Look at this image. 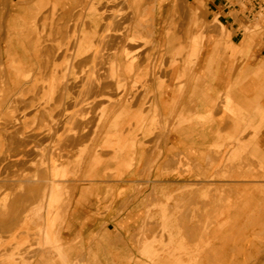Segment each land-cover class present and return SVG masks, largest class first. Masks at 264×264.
<instances>
[{
	"label": "rangeland",
	"instance_id": "rangeland-1",
	"mask_svg": "<svg viewBox=\"0 0 264 264\" xmlns=\"http://www.w3.org/2000/svg\"><path fill=\"white\" fill-rule=\"evenodd\" d=\"M153 1L155 2V0H139L135 3L132 0H17L16 8L19 16L13 15L3 19V25L0 28V206L1 203L6 202V204L5 210H0V264L7 263L4 259L6 254H11L9 264H139V262L154 264L147 262L139 253L140 241L144 236L151 237L152 244L156 248L166 243L170 248L172 246L171 239H173L172 242L182 239L184 245L188 249H192L197 239V233H205L204 239L209 240L211 245L210 247L203 245L199 249L198 260L195 264H250L253 255L262 252L264 221L259 220L258 217L262 216L264 206H259L260 211L253 210L247 213L252 206L248 207L244 202L246 200L252 202V194L256 195L253 202L261 199L264 189L235 191L239 198L234 191H231L234 194L231 193L233 197L230 195L232 198H229L234 206L232 204L227 205L228 207L225 206L224 212L218 216L214 215L216 219H219L218 221L214 220V224L212 223L214 226L204 230L205 228L201 229L196 226L205 225L208 219L213 217L216 195L205 200V196L198 197L196 193V195L194 194L195 199H193L194 190L200 186L187 184L193 182L198 185V181L193 178L197 176H193L192 173L200 170V163L198 164L196 161L195 164L198 165L194 164L193 166L196 167H192L191 164L185 162L184 166L179 167L176 159L171 162V166L169 165L171 167L169 170L166 166L168 157L162 166V172L171 171L178 178L187 182L174 186V188L165 183L166 175L161 176L156 171L158 165L156 161L159 159L160 147L166 136V118L161 116L162 120L159 124L157 122V115L160 114V111L165 114L163 111L166 110V105L161 106L158 101L164 92L159 91L157 80L162 77L165 82L170 70V75H173L172 69L175 65H179V68L184 66V69L187 70L191 69L190 62L193 63V61H189L188 56L180 63L173 56L167 61V39L176 37L177 34L187 36L190 29L192 33L201 37H204L206 32L217 33L216 21L218 20L214 15L210 20L205 19V14L202 12V8L205 6L204 0H160L164 4V13L159 15L161 23H155L156 19L148 20L141 28V25L136 24L135 20H138L143 9L138 12L137 7L151 5ZM176 4H179V7L181 5L187 7L190 9L189 11L194 9V12L188 14L170 13L171 7ZM179 7L176 12H179ZM135 9L136 14L134 13ZM33 16L35 19L31 21ZM239 25L244 30L243 36L246 39L254 40L262 34L252 31L262 25L259 20L251 23L248 27L240 21ZM134 30L141 32V37L137 42L140 51L136 55L134 68L130 72H126L123 70V65L125 66L127 63L125 60L127 56L123 53V48ZM83 35L89 36L96 43L95 50L93 46V49L90 50L92 55L89 54L90 51L77 53L78 42ZM221 35H224V32ZM17 45L24 50L26 60L23 63L24 68L30 69L33 74L28 82L22 81L23 77L21 76L17 78L13 66L9 65L10 56L15 52V48L19 47ZM86 54L92 58L99 55L97 59L94 58V61L98 60L97 66L100 67L101 63L103 66L107 65L108 59L118 62L117 77L123 79L125 86L120 99L116 100L117 95L113 90L112 92L116 96H113L112 93V99H99L101 90L105 88L100 90L102 84L99 85L100 88H98L99 86L95 87L96 89L92 88L89 85V78L91 76L95 83H99V80L104 81L106 72L101 69L103 66L101 68L94 67L97 62L96 64L94 61L91 62V57L87 62ZM83 57L84 61H82ZM187 59L189 65L186 64ZM97 74L100 76H95ZM186 77L184 74L182 81H185ZM54 79L57 80L54 82ZM78 79H81L82 82ZM51 81L54 82L55 93L53 92L49 99L47 98L48 84ZM76 81L78 82L76 83ZM26 83H28V88ZM64 83L61 93L60 87ZM38 88L42 91H39ZM105 90L107 91V88ZM106 93V95H110L108 93L111 91ZM155 94H157V100L154 102ZM104 103L105 114H109L108 111H110V117H105L106 114L99 121L96 119L98 118L97 110L101 105L104 106ZM122 106L126 107V112L129 113V116L124 115L118 118L119 121L123 120L120 123V128L123 131L125 128L123 137L133 138L137 141L136 151L144 149L146 152L143 169L138 174L134 172L136 163L133 162L134 164L130 163L126 166L120 164L130 152L129 149L125 148L126 152L123 149L116 157H112L113 147L102 144L109 134L107 130L110 129L109 120L119 112V109H122ZM108 107L111 108L108 109ZM137 113L143 114L144 121L142 123H138L137 119L132 117ZM79 117H82L83 121L79 122ZM104 118L107 119L104 121ZM96 120L99 121L98 124ZM18 134L20 137L27 136V140L25 138L23 141V138L22 140L19 138L22 143L17 141ZM16 137L17 140H15ZM18 142L21 144L20 146H18ZM82 145L87 146L84 153L79 150L83 147ZM228 145L222 149L223 154H219L217 157H213L215 156L214 148L206 152L205 157L208 155V159H216L212 165H209V160L205 158L204 172L199 174L201 181L209 179L210 175L212 178L213 174L217 179L219 176V178L239 180L264 179V160L256 154L248 161H241L240 156L239 164L237 163L231 175L225 177L215 174L214 171L218 169L224 155L229 150ZM243 146L244 148L238 151L240 155L246 150V145ZM232 151L230 149L229 153ZM51 153L59 155L58 162L66 164L65 166L69 168V171L66 172L70 173H65L61 177L63 185L60 187L59 196L49 202L48 197L44 196L43 198L42 196L49 194L51 176L48 157L52 155ZM79 153L83 154L82 160L79 161L80 164L77 162ZM178 154L181 153L175 155L181 156ZM95 156L98 160L96 162L93 161ZM18 157L21 159L16 161ZM174 161L177 163H173ZM38 162L39 164H37ZM70 167L73 169L72 171ZM178 167L184 172L179 173ZM152 168L155 169L153 172ZM247 172L250 174H246ZM216 178L213 177L214 180ZM126 180L131 181L127 182ZM161 180L164 181L160 182ZM182 184L183 186H181ZM63 188H67L68 192ZM165 191L171 194L172 198L170 197L171 199L168 200L170 205H174L176 200L178 202L177 197L180 195L184 196H180L182 201H179L183 211L180 212L181 216H179L180 214L173 215V213L168 216L167 226L161 228L157 201L162 199ZM62 192L68 194H62ZM38 197L41 198L39 201L43 200L44 202L42 201L43 203L40 204ZM229 198L227 201L230 200ZM248 198L250 199L248 200ZM190 200H193L194 203L191 204ZM183 201H185L184 204ZM186 201L190 203L188 204ZM35 202L38 203L35 204ZM205 203L213 204L204 207ZM43 204L45 205L43 206ZM195 205L198 206L197 211L191 214V209H194ZM148 207H151V213L147 215L145 212ZM185 207L189 209H186L187 214ZM33 210L37 212H34V215H32ZM171 211H173L172 207ZM226 211H228L227 219L231 216L241 219L246 215L245 220H222L226 219ZM206 216L209 218L205 219ZM48 218L55 220L56 228L49 238L45 236L44 231V224ZM221 222L225 225H221L219 228ZM181 224L183 227L180 228ZM188 225L190 226L186 227ZM181 233L183 236H180ZM163 258L160 261H164ZM160 261L155 264H160ZM168 264L175 263L170 259Z\"/></svg>",
	"mask_w": 264,
	"mask_h": 264
},
{
	"label": "crops",
	"instance_id": "crops-1",
	"mask_svg": "<svg viewBox=\"0 0 264 264\" xmlns=\"http://www.w3.org/2000/svg\"><path fill=\"white\" fill-rule=\"evenodd\" d=\"M204 1L205 6L202 8V12L205 14V19L210 20L214 15L218 22L224 26V35H218L216 32H206L204 37H200L198 53L192 60L193 67L191 69L185 70L184 74L187 77L185 81H183L182 91L179 94L176 90V76L178 70H180L179 65H175L173 67L172 76L170 75L171 70L168 73L166 88L163 93V99L166 103V110L163 111L166 117V136L165 141L160 147V156L156 161V164H158L156 171L161 176L166 175L167 179L165 183L173 188L174 186H179L181 183H187L186 180L178 178L176 174L171 171H167L165 173L162 172V166L169 156L176 153H182L188 159L197 160L200 163V170L197 172L194 171L192 173L193 176H197L193 178L198 181L197 183L199 185H203L204 183L210 184L211 182L212 184L217 185V183L220 184V182H226L224 184L228 185V188L231 191L253 190L260 186L259 183L264 184V181L226 179L222 181H204V183L201 181L203 183L202 184L199 179V174L204 172L205 154L209 144L211 145L218 140H223V142H225L231 135L233 136V141L231 140L228 148L234 150L238 147L239 143L246 145V150L241 156V161H248L255 154L258 157H262L264 160V32L259 36V38L254 40L246 39L244 36L238 35L236 28L239 26L240 18L236 15V9L233 6L225 3V1L230 2V0ZM16 2L17 0H0V28H2L3 19L5 17L9 18L13 15L19 16L16 8ZM155 2H152V5H157L155 12V23L157 22L159 24L161 23L159 22V15L164 13V4L163 2H160V0H155ZM142 6H140L139 9H143L144 6ZM178 7L179 6L176 5L172 6L169 12L175 14H188L194 12V9L189 11L190 9L182 5L179 12H176ZM261 26L264 29V25ZM193 34L194 33H192L190 29V32L187 36H180L177 34L176 37H169L167 39V61L171 56H173V58H175L180 63L182 59H185L189 55L192 44L191 36ZM157 42L159 43V40H157ZM245 74L247 77L244 76ZM243 76L244 78H242ZM256 77H258L257 80ZM199 80L202 81L199 82ZM171 98L172 102H170ZM156 100L157 94H155L154 102ZM173 102L176 104L174 105ZM193 103L195 108L194 111L191 108V112L187 106L193 105ZM236 105L239 106L237 107ZM240 106L242 107L240 108ZM182 108L183 111H181ZM172 113L174 115H172ZM183 113L184 117L186 118L185 121H182L183 123L185 122L184 124L180 123L181 119H177V117L182 118ZM210 113L213 114L210 115ZM241 115L244 116L241 117ZM245 117L247 122L246 125V122H244ZM241 118H243V120H241ZM199 120L201 122H199ZM237 120H240L239 122H243L244 124H237ZM235 122L236 124H234ZM234 126L236 127V131L234 130ZM237 129L239 130L238 132L240 134L237 133ZM233 131L237 133L234 135H238V137L233 135ZM228 132L230 133V136L228 135ZM240 135L241 137H239ZM215 138H217V140ZM140 151L141 155L138 156L137 154L134 161V163H136V166L134 167V172H136V174L140 173V171L143 169L145 162L144 157H146L145 150L140 149ZM236 162L239 164V160ZM154 170L155 169L152 168L151 171L153 172ZM126 181L128 182L131 180ZM163 181L164 180H161L160 182ZM253 182H257V184L255 183L254 186ZM221 186L224 185L222 184ZM262 186L261 189H264V185ZM258 189H260V187ZM254 198H256V195L252 194V202L251 200L250 202L246 200L244 204L250 207L256 205L257 203H261V205L264 206V201H262L264 196L261 198L262 200L259 199L256 202H253ZM249 199L250 198H248V200ZM261 215L262 216L258 218H260L259 220L264 221V212ZM245 216L246 215H244L241 219L239 217L231 216L228 220L244 221ZM125 257L127 258V256ZM250 264H264V248L262 249L261 253L253 255Z\"/></svg>",
	"mask_w": 264,
	"mask_h": 264
},
{
	"label": "bare ground",
	"instance_id": "bare-ground-1",
	"mask_svg": "<svg viewBox=\"0 0 264 264\" xmlns=\"http://www.w3.org/2000/svg\"><path fill=\"white\" fill-rule=\"evenodd\" d=\"M139 0H132V2H138ZM179 2V1H178ZM179 5V4H178ZM177 4H176V6H178ZM32 7V6H31ZM181 7V6H180ZM180 7H179V9H180ZM159 9V8H158ZM137 10H138V12H140V10L141 9H139L138 7H137ZM179 11V10H178ZM155 12H156V6L155 5H146V6H144L143 7V12H142V14H140L139 16H138V20L136 19L135 20V22H136V24L138 23L139 25H141V28H142V26L144 25V23L145 22H148V20L149 21H152V20H154L155 19ZM134 13L136 14V9L134 10ZM34 19H35V17L33 16L32 18H31V21H34ZM215 19V18H214ZM214 23H215V21H213ZM259 22H260V24H262V25H264V16H262L261 18H259ZM216 24H217V28H216V30H217V33L216 34H218V35H220V34H222L223 32H224V26L220 23V22H218V21H216ZM110 26V25H109ZM109 26H107V27H109ZM257 26V25H256ZM258 27V26H257ZM116 28H118V27H116ZM130 28V27H129ZM140 28V29H141ZM109 29H110V27H109ZM119 29V28H118ZM117 29V30H118ZM109 31V30H108ZM250 31V30H249ZM252 31H255V30H253L252 29ZM12 32V31H11ZM110 32V31H109ZM125 32V31H124ZM123 32V33H124ZM251 32V31H250ZM122 33V34H123ZM252 34V33H251ZM115 35H117V34H115ZM255 34L253 33V36H254ZM114 36V35H113ZM119 37V36H118ZM140 37H141V32L140 31H133V34H132V36H129V39H127L126 40V42H125V46H124V54H125V56H127V59H125V60H127V63H126V65L124 66L123 65V70L124 71H126V72H130L133 68H134V64H135V62H136V55H137V53L140 51V48H139V46H137V42H139V39H140ZM200 37L201 36H198L196 33L194 34V35H192V40H191V47H190V51H189V55H188V57H189V61H192L193 60V58L197 55V53H198V50H199V43H200ZM250 38H252L251 36H250ZM95 41V40H94ZM96 43L95 42H93L92 40H91V38L89 37V36H87V35H83L82 37H81V39L79 40V42H78V46H77V53L78 54H80V53H86V51H90V50H92L93 48H94V50H95V47L94 46H96L95 45ZM17 46H19V45H17ZM92 46H93V48H92ZM92 48V49H91ZM239 50V49H238ZM93 52V51H92ZM71 54V53H70ZM90 55H92L91 54V51H90V53H89ZM111 54H112V52H111ZM88 54H86V57H85V59H86V61L88 62V58H90L91 57V62L92 61H94V58L96 57V55H95V57L93 56V58H92V56H90L89 57V55L87 56ZM99 56V55H98ZM97 56V57H98ZM124 56V57H125ZM97 57L95 58V59H97ZM101 57V56H100ZM99 57V58H100ZM224 57V56H223ZM235 57V56H234ZM10 62H9V65H11V66H13V69H14V72H15V75H16V77L18 78V76L20 77H23V80L22 81H27L28 82V80L33 76V74H32V72H31V70L30 69H26V68H24V66H23V63L26 61L25 60V54H24V50H23V48H21L20 46L19 47H16L15 48V52H13V54L10 56ZM110 58H112V57H110ZM114 58V57H113ZM67 59H69V58H67ZM84 59V57L82 58V61H84L83 60ZM102 59V58H101ZM42 60V59H41ZM105 60V59H104ZM223 60H225V59H223ZM103 61V60H102ZM109 61V62H108ZM108 63H107V65H105V66H103V63H101L102 64V66H103V68H101L100 66H97L98 65V60H96V61H94L95 62V64H96V62H97V64L94 66V67H100L101 69H103V71H105L106 72V74H105V76H104V81L102 80H99V78H98V80H99V83H95L94 82V80H93V78H91V76H90V78H89V80H90V86H92V88H95V87H97V86H101V84H102V86H101V88H100V86L98 87V88H100V90L104 87L105 89L107 88V91L108 92H110L111 91V93H108V94H112L113 92L117 95V98H116V100L117 99H120V97H121V95L123 94V92H124V88H125V86H124V82H123V79H121V78H119L118 79V77H117V75H118V73H117V69H118V67H119V64H118V62L116 61V60H110V59H108ZM188 59H187V63L186 64H188ZM235 61V60H234ZM91 62H89V63H91ZM93 62V63H94ZM39 63H41V62H39ZM65 63H66V60H65ZM68 63V62H67ZM79 63H80V61H79ZM88 63V64H89ZM106 63V62H105ZM104 63V64H105ZM191 63V67L190 68H192L193 67V63L192 62H190ZM209 63V62H208ZM234 63V62H233ZM210 64V63H209ZM209 64H207V65H209ZM75 65V64H74ZM80 65V64H79ZM189 65V64H188ZM233 65V64H232ZM90 66V65H89ZM186 66V65H185ZM30 67V66H29ZM41 67H43V65H41ZM77 67V66H76ZM188 67V68H189ZM31 68V67H30ZM47 68V67H46ZM89 68H91V67H89ZM234 68V67H233ZM32 69V68H31ZM75 69H78V68H75ZM105 69V70H104ZM180 70L178 71V73H177V76H176V90H177V93L179 94L181 91H182V86H183V81H182V77H184V72H185V69H184V66L183 67H181V68H179ZM45 70V69H44ZM47 70V69H46ZM65 70V69H64ZM97 70V69H96ZM100 70V69H99ZM43 72V71H42ZM67 72V71H66ZM162 72V71H161ZM254 72V71H253ZM264 72V71H263ZM262 72V73H263ZM35 73V72H34ZM78 73V72H77ZM84 73V72H83ZM204 73V72H203ZM261 73V74H262ZM85 74V73H84ZM104 74V73H103ZM250 74V73H249ZM249 74H247V75H249ZM1 75V74H0ZM47 75V74H46ZM64 75V74H63ZM62 75V76H63ZM100 76V74H97V75H95V76H97V77H99ZM44 76H45V74H44ZM49 76V75H48ZM52 76V75H51ZM82 76H83V74H82ZM88 76V75H87ZM245 77H247L246 76V74L244 75ZM244 76L242 77V78H244ZM43 77V76H42ZM45 77H47V76H45ZM64 77V76H63ZM93 77H94V75H93ZM97 77H96V79H97ZM102 77H103V75L101 76V79H102ZM204 77V76H203ZM260 77V76H259ZM54 78H55V76H54ZM80 78V77H79ZM157 78V77H156ZM159 78V77H158ZM45 79V78H44ZM49 79V78H48ZM51 79V78H50ZM63 79V78H62ZM61 79V80H62ZM82 79V78H81ZM81 79L79 80L78 79V81H81ZM86 79H87V81H88V78L86 77ZM258 79V77H256V80ZM34 80V79H33ZM55 80H57V79H54V82H55ZM68 80V79H67ZM83 80H84V78H83ZM97 80V81H98ZM157 80V79H156ZM155 80V81H156ZM203 80V79H202ZM201 80V81H202ZM230 80V79H229ZM242 80V79H241ZM240 80V81H241ZM32 81V80H31ZM43 81H45V80H43ZM46 81H47V79H46ZM63 81H64V79H63ZM63 81H62V83H63ZM78 81H76V83L78 82ZM101 81V82H100ZM200 80H199V82H201ZM34 82V81H33ZM54 82L53 81H51V83H49L48 84V88H49V90H48V97L47 98H51L52 97V94H53V92H54ZM60 82V81H59ZM66 82V81H65ZM82 82V81H81ZM89 82V81H88ZM103 82V83H102ZM157 82H158V84H159V91L161 92V93H163L164 91H165V86H166V82H167V80H165V82L162 80V77H160L158 80H157ZM30 83V82H29ZM37 83V82H36ZM47 83V82H46ZM86 83V82H85ZM113 83V84H112ZM43 84H44V82H43ZM60 84H61V82H60ZM84 84V83H83ZM88 84V83H87ZM198 84V83H197ZM230 84V83H229ZM228 84V85H229ZM239 84H240V82H239ZM26 85H27V88L29 87L28 86V83H26ZM45 85V84H44ZM57 85H58V83H57ZM63 85H65V83L64 84H62L61 85V93H62V86ZM76 85V84H75ZM80 85V84H79ZM37 86H40V85H37ZM36 86V87H37ZM41 86H42V84H41ZM55 86H56V84H55ZM68 86V85H67ZM203 86H205V85H203ZM31 87V86H30ZM35 87V88H36ZM58 87V86H57ZM64 87V86H63ZM79 87H81V86H79ZM40 88H42L43 89V87H40ZM45 88V87H44ZM68 89H70L69 87H67ZM67 88H65V89H67ZM75 88H76V86H75ZM37 89V88H36ZM39 89V88H38ZM56 89V88H55ZM64 89V90H65ZM80 89V88H79ZM96 89V88H95ZM105 89H103V90H101V98H99V99H102V100H108V98L109 99H112L111 97H112V95L110 96V95H106L107 93V91L105 90ZM110 89V90H109ZM31 90V89H30ZM41 89H39V91H40ZM77 90V89H76ZM81 90V89H80ZM80 90H78V91H80ZM82 90H85V89H82ZM88 90V89H87ZM98 90V89H97ZM99 90V91H100ZM104 90H105V93H104ZM112 90H113V92H112ZM175 90V89H174ZM38 91V92H39ZM42 91V90H41ZM57 91V90H56ZM66 92H68V91H66ZM35 93V92H34ZM46 94H47V92H45ZM55 93V92H54ZM64 93V92H63ZM71 93H74V92H71ZM78 93V92H77ZM86 93V92H85ZM88 93V92H87ZM103 93V94H102ZM114 93H113V96H116V95H114ZM65 94V93H64ZM67 94V93H66ZM177 94V95H178ZM37 95H38V93H37ZM62 95V94H61ZM171 95V94H170ZM40 96V95H39ZM46 96V95H45ZM54 96V95H53ZM64 96V95H63ZM92 96V95H91ZM94 96V95H93ZM182 96V95H181ZM34 97V96H33ZM41 97H42V94H41ZM94 97H96V96H94ZM93 97V98H94ZM222 97V96H221ZM226 97V96H225ZM43 98V97H42ZM47 98L45 99L46 101H47ZM61 98H62V96H61ZM60 98V99H61ZM88 98V97H87ZM91 98V97H90ZM173 98V97H172ZM172 98H171V101L170 102H172ZM191 98V97H190ZM34 99H35V97H34ZM33 99V100H34ZM54 99V98H53ZM179 99V98H178ZM41 100V99H40ZM55 100H56V98H55ZM55 100H53V101H55ZM85 100H86V98H85ZM102 100H101V102H102ZM176 100V99H175ZM42 101H44V100H42ZM45 101V102H46ZM52 101V100H51ZM60 101V100H59ZM78 101V100H77ZM82 101V100H81ZM112 101V100H111ZM158 101L160 102H158L161 106L162 105H166V103H165V101H164V99H163V95H160V97H159V99H158ZM179 101V100H178ZM35 102V101H34ZM97 102H98V100H97ZM113 102H114V100H113ZM169 102V103H170ZM176 102V101H175ZM175 102H173V104L175 105L176 103ZM192 102V101H191ZM234 102V101H233ZM59 103V102H58ZM71 103V102H70ZM82 103V102H81ZM89 103H91V102H89ZM98 103H100V102H98ZM105 103H107V102H105ZM105 103H104V106H100V108L98 107L99 105H97V107L99 108V110H97V117L98 118H96V119H98L99 121L100 120H102V118L107 114H105ZM115 103V102H114ZM113 103V104H114ZM117 103V102H116ZM168 103V102H167ZM179 103V102H178ZM226 103H227V101H226ZM234 103H236V102H234ZM47 104H49V103H47ZM110 104H112V103H110ZM192 104V103H191ZM237 104V103H236ZM41 105V104H40ZM39 105V106H40ZM76 105V104H75ZM96 105V104H95ZM121 105V104H120ZM173 105V106H174ZM224 105V104H223ZM225 105H227V104H225ZM34 106V105H33ZM44 106H45V104H44ZM47 106V105H46ZM77 106V105H76ZM106 106H107V104H106ZM113 106V105H112ZM191 106V107H190ZM190 106H187V108L188 109H190V111L192 112V109H193V111H194V108H195V105H194V103H193V105H190ZM237 106V105H236ZM239 106V105H238ZM237 106V107H238ZM72 107V106H71ZM86 107V106H85ZM85 107H83V108H85ZM114 107V106H113ZM242 106H240V108H241ZM36 108H38V106H36ZM45 108V107H44ZM47 108V107H46ZM82 108V109H83ZM87 108H90V107H88L87 106ZM111 108V107H110ZM109 107H108V109H110ZM117 108H118V106H117ZM121 108V107H120ZM173 108V107H172ZM192 108V109H191ZM224 108H226V107H224ZM233 108V107H232ZM69 109V108H68ZM81 109V110H82ZM91 109H94V108H91ZM106 109H107V107H106ZM113 109V108H112ZM177 109V108H176ZM228 109V108H227ZM237 109V108H236ZM243 109H244V107H243ZM35 110V109H34ZM95 110V111H96ZM113 110H115V109H113ZM242 110V109H241ZM258 110V109H257ZM36 111V110H35ZM44 111V110H43ZM173 111V110H172ZM181 111H183V108L181 109ZM190 111H188V112H190ZM232 111V110H231ZM244 111V110H243ZM246 111V110H245ZM40 112V111H39ZM140 112V111H139ZM174 112H175V107H174ZM173 112V113H174ZM198 112V111H197ZM234 112V111H233ZM42 113V112H41ZM108 113L109 114H107V115H109V116H105V117H110V111H108ZM111 113H113V111L111 110ZM128 112H126V107H124V106H122V109H119V112H117V113H115L114 115H113V117H111V119L109 120V118H108V120H109V127H110V129L108 128L107 130L109 131V134L106 136V138L104 139V141H103V143L102 144H104V145H106V146H112L113 147V152L111 153V156L112 157H116L118 154H120L119 152H121L123 149H125V148H127V149H129L130 150V154L129 153H127L128 155H126L125 156V160H123L122 162H120V164L122 165V166H126V165H129L130 163H133L134 161H135V157L137 156V154H138V156H140L141 155V151H140V149H139V151H136V147H137V141L136 140H134L133 138H130V137H123V134H124V131H125V128H124V131L120 128V123H122L123 122V120L121 121H119L118 120V118L120 117V116H129V113L127 114ZM143 113V112H142ZM142 113H137V115H135V114H133V118H135V119H137V122L138 123H142L143 121H144V118H143V114ZM172 113V115H174ZM180 113V112H179ZM247 113V112H246ZM95 114H96V112H95ZM176 114V113H175ZM187 114H189V113H187ZM194 114H195V112H194ZM211 114H213V113H210V115ZM244 114V113H243ZM255 114H256V112H255ZM41 115V114H40ZM112 115V114H111ZM236 115V114H235ZM161 116H163L164 118H166L165 117V114H162V112L160 111V114H158L157 115V122H158V124L160 123V120H162V117ZM171 116V115H170ZM180 116H181V114H180ZM183 117H184V113H183V115H182ZM181 116V117H182ZM244 116V115H243ZM242 115H241V117H243ZM261 116V115H260ZM175 117H177V116H175ZM180 118V117H177V119L179 118V120L181 119V122L180 123H182V124H184L182 121H185L186 120V118L184 117V118ZM191 117V116H190ZM212 117V116H211ZM239 117H240V115H239ZM247 117V116H246ZM246 117H245V121L244 122H246ZM261 117H263V116H261ZM44 119V118H43ZM43 119H42V121H43ZM107 119V118H106ZM105 118H104V121L106 120ZM190 119V118H189ZM98 120H96L97 121V124H98ZM212 120V119H211ZM236 120V119H235ZM241 120H243V118H241ZM247 120H248V118H247ZM78 121L80 122V121H83V119H82V117H79L78 118ZM77 121V122H78ZM146 121V120H145ZM240 121V120H239ZM238 120H237V124L239 123V124H244L243 122H239ZM95 122V121H94ZM178 122V121H177ZM187 122V121H186ZM199 122H201L200 120H199ZM179 123V124H180ZM88 124H89V122H88ZM87 124V125H88ZM102 124V123H101ZM193 124V123H192ZM234 124H236V122L234 123ZM247 124V122L245 123V125ZM244 126V125H243ZM261 126V125H260ZM101 127V126H100ZM235 127V126H234ZM239 127H240V125H239ZM103 128V127H102ZM243 128V127H242ZM247 128V127H246ZM236 129V127L234 128V130ZM257 129V128H256ZM256 129H255V131H256ZM245 130V129H244ZM244 130H241V131H244ZM45 131V130H44ZM92 131V130H91ZM236 131V130H235ZM239 130L237 129V133H239L238 132ZM246 131V130H245ZM97 132V131H96ZM95 132V133H96ZM127 132V131H126ZM234 132V131H233ZM233 132H231V133H233ZM259 132V131H258ZM94 133V134H95ZM229 133V132H228ZM236 132H234L233 133V135L234 134H237ZM128 134V133H127ZM219 134H220V132H219ZM226 134V133H225ZM240 134V133H239ZM29 135V134H28ZM129 135V134H128ZM217 135V134H216ZM227 135V134H226ZM229 136H230V133L228 134ZM76 136V135H75ZM125 136H126V134H125ZM235 137H238V135L236 136V135H234ZM15 137V136H14ZM29 137V136H28ZM227 137V136H226ZM231 137V138H230ZM229 138H228V140L227 141H225V142H223V140L222 141H220V140H218V141H215V139L217 140V138H215L214 139V143H212L211 145L209 144V146L207 147V152H209L208 150H211L212 148H214L215 149V156H213V157H217L219 154H223L222 152V149H224V148H226L227 147V145L228 144H230L231 143V140L233 141V136L231 135ZM234 137V138H235ZM239 137H241V135L239 136ZM12 138V137H11ZM10 138V139H11ZM22 140V138H23V141H24V139L26 138V140H27V136L26 137H20V135L18 134V140H17V137L15 138V140H17V141H21L20 139ZM72 138V137H71ZM219 138V137H218ZM7 139H8V137H7ZM31 139V138H30ZM29 139V140H30ZM34 139V138H33ZM73 139V138H72ZM239 139V138H238ZM9 140V139H8ZM13 140V139H12ZM28 140V141H29ZM124 140V141H123ZM10 141V140H9ZM21 143H22V141H21ZM18 144H19V142H18ZM21 144H19L18 146H20ZM83 147L81 148V149H79L80 150V152L82 153H84V151L86 150V145H82ZM229 147V146H228ZM237 147V146H236ZM18 148V147H17ZM16 148V149H17ZM244 148V146H243V144H239L238 145V147L237 148H235L231 153H229V151H230V149L231 148H228L229 150L227 151V153L224 155V158H223V156H222V158H223V161H221L220 162V165H219V167H218V169H216V171H218V172H216V171H214V173L215 174H221V176H227V175H231L232 174V172H233V170H234V168L237 166V162H236V159L238 158H240V156H242V155H240V153H238V151L240 150V149H243ZM19 149H21V148H19ZM18 149V150H19ZM22 150V149H21ZM128 150V151H129ZM206 150V149H205ZM131 151H133V152H131ZM17 152H19V151H17ZM78 152V151H77ZM125 152H126V149H125ZM124 152V153H125ZM205 152V151H204ZM212 152V151H211ZM220 152V153H219ZM202 153V152H201ZM20 154H23V153H20ZM50 154V153H49ZM52 154V153H51ZM18 155V154H17ZM83 155V154H82ZM80 153H79V155L77 156V158L79 159L77 162H78V164H80L79 163V161H80V159H81V156H82ZM178 155H181V156H178L177 157V155H171V156H169V159L167 160V164H166V166H168L167 168L170 170L171 169V162L173 161V160H176L177 159V161H178V164H179V167H181V166H184L186 163L185 162H188L189 164H191V166L192 167H196V166H193L194 164H195V162L197 161V160H190V159H188L184 154H178ZM206 155V154H205ZM209 155H211V154H209ZM213 155V154H212ZM13 156H15V155H13ZM19 156V155H18ZM124 156V155H123ZM17 157V156H16ZM20 157V156H19ZM19 157L18 158H16V161L19 159ZM76 157V156H75ZM177 157V158H176ZM207 157L209 158V156L207 155ZM207 157H205V158H207ZM212 157V158H213ZM179 158V159H178ZM207 158V159H208ZM210 158H211V156H210ZM229 158V159H228ZM13 159V158H12ZM11 159V160H12ZM21 159V158H20ZM19 159V160H20ZM48 161H49V165H50V169H49V174H50V176H51V183H50V189H49V194L46 196V195H43L42 197L44 198V196L45 197H48V199L50 200L49 202H51V201H54L55 199H56V197H58L59 196V191H60V187H62V185L63 184H61L63 181H62V176H64L65 175V173H68V172H66L67 170L69 171V168L68 167H66L63 163L62 164H60L59 162H58V160H59V155L57 154V153H55L54 155L52 154V155H50L49 157H48ZM216 159V158H215ZM215 159H208L209 160V165H212L213 163H214V160ZM237 159V160H238ZM18 160V161H19ZM73 160V159H72ZM82 160V159H81ZM15 161V159L13 160V162ZM93 161H98L97 160V157L95 156L94 158H93ZM177 161H174L173 163H177ZM76 162V163H77ZM205 162V161H204ZM16 163V162H15ZM18 163V162H17ZM197 163V162H196ZM207 163H208V161H207ZM37 164H39V162L37 163ZM119 164V163H118ZM119 164V165H120ZM171 164V165H170ZM198 164H199V162H198ZM198 164H195V165H198ZM75 165V164H74ZM120 165V166H121ZM170 165V166H169ZM39 166V165H38ZM175 166V165H174ZM43 167V166H42ZM170 167V168H169ZM178 167V169L180 170L179 171V173H182V172H184L181 168H179ZM216 167V168H217ZM68 168V169H67ZM71 168V167H70ZM71 171L73 170L72 168L70 169ZM252 170V169H251ZM76 172V171H75ZM70 173V172H69ZM68 173V174H69ZM212 173V172H211ZM210 173V174H211ZM209 174V175H210ZM240 174V173H239ZM246 174H250L249 172H247ZM204 176V175H203ZM217 176V175H216ZM219 176V175H218ZM238 176V175H237ZM240 176V175H239ZM213 177L214 178H216L215 177V175L213 174ZM213 177L211 178V175H210V178L209 179H207L206 178V180L205 181H215L214 179H213ZM220 177V176H219ZM218 177V179L216 178V180H226L225 178H219ZM203 179H204V177H202ZM33 180H34V178H33ZM37 180V179H36ZM45 180V179H44ZM71 180V179H70ZM66 181V180H65ZM263 181H264V179H263ZM37 182V181H36ZM47 182H49V181H47ZM78 182H80V181H78ZM200 182H201V180H200ZM35 183V182H34ZM38 183H40V182H38ZM43 183V182H42ZM69 183V182H68ZM202 183V182H201ZM203 183H204V180H203ZM202 183V184H203ZM214 183V182H213ZM224 185V186H221L222 184ZM224 183H226V182H220V184L219 183H217V185L216 184H212V182L210 183V184H206V183H204L203 185H196V183H187L188 185H194V186H200L199 188H197V189H195L194 190V192H193V195H192V197H193V199H195L194 198V194L196 195V193L198 194V197L201 195H203V196H205V200H207L208 199V197H214L213 195L215 194L216 196H215V198H216V207L215 208H213L214 210H213V217H207L206 216V218L205 219H208V222L205 224V225H201L200 227H199V225H197L196 227L197 228H201V229H204V230H206V229H209L211 226H214L213 224V222H214V220L216 219L215 218V216L214 215H216V216H218L219 214H221L222 212H224L223 210H224V207L225 206H227V205H230V204H232L233 205V202L231 203V199L229 198V197H231L230 195H232V194H234V192L236 191H234V190H232V191H234V192H231V190H229V186L228 185H226V184H224ZM254 183V182H253ZM256 184H257V182H255ZM255 183H254V186H255ZM259 183V182H258ZM264 183V182H263ZM33 184V183H32ZM186 184V183H185ZM205 184H206V187H205ZM219 184V185H218ZM260 184V189H261V186L262 185H264V184H262V183H259ZM262 184V185H261ZM44 185V184H43ZM179 185V184H178ZM207 185L209 186L208 188H207ZM40 186V185H39ZM49 186V185H48ZM65 186H67V185H65ZM68 186H71V185H69L68 184ZM67 186V187H68ZM181 186H183V184L181 185ZM185 186V185H184ZM227 186V187H226ZM47 187V186H46ZM232 187V186H231ZM259 187H257V189L259 188ZM263 187V186H262ZM41 186L39 187V190L41 191ZM44 188V187H43ZM64 189V191H66L67 190V192H68V189L67 188H63ZM72 189V188H71ZM256 189V188H255ZM47 190V189H46ZM46 190H45V193H46ZM43 191V190H42ZM167 191V190H166ZM164 192L163 193V196H162V199L161 200H159V201H157V208H158V213H159V215H160V219H161V228H165L166 226H167V222H168V216H171V214L173 213V215L174 214H176V216H177V214L179 215V216H181L182 214L180 213L181 211H183V208H182V205L180 204V202L179 201H182V198L180 199V196H182V195H180L179 197H177L178 199H179V201L177 202V200L175 201V203H174V205H170V203L168 202V200L169 199H171L172 197H171V194L169 193V192ZM262 191V190H261ZM44 192V191H43ZM67 192H62V194H64V193H67ZM70 192V191H69ZM237 192V191H236ZM235 192V193H236ZM42 193V192H41ZM232 193V194H231ZM40 194V193H39ZM61 194V195H62ZM68 194V193H67ZM176 194V193H175ZM237 194V193H236ZM235 194V195H236ZM262 194V193H261ZM41 195V194H40ZM234 195V196H235ZM39 196V195H38ZM62 196H64V195H62ZM70 196V195H69ZM237 196H238V194H237ZM236 196V197H237ZM262 196H264V193H263V195ZM61 197V196H60ZM171 197V198H170ZM182 197H184V196H182ZM232 197H233V195H232ZM231 197V198H232ZM39 198L40 197H38V201H39ZM63 198V197H62ZM65 198V197H64ZM63 198V199H64ZM176 198V199H177ZM228 198L230 199L229 201H227L228 200ZM238 198H239V196H238ZM41 199V198H40ZM235 199V198H234ZM233 199V200H234ZM37 200V199H36ZM183 200H184V198H183ZM238 200V199H237ZM262 200V199H261ZM43 200H41V201H39V203L41 204V202H42ZM191 201V200H190ZM193 201V200H192ZM191 201V204H193L194 202H192ZM195 201V200H194ZM236 201V200H235ZM262 201H264V198H263V200ZM261 201V202H262ZM44 202V201H43ZM42 202V203H43ZM60 202V201H59ZM65 202H67V201H65ZM184 202L185 201H183L182 203L184 204ZM188 204L190 203V202H188V201H186ZM209 202V201H208ZM36 203H38V202H35V204ZM56 203V202H55ZM61 203V202H60ZM64 203V202H63ZM195 203H197V202H195ZM214 203V202H213ZM213 203H205V205H204V207H206V206H212V204ZM5 204H6V202L5 203H1V206H0V210L1 211H3V210H5ZM54 204V203H53ZM65 204V203H64ZM190 204V205H191ZM234 204H235V202H234ZM264 204V203H263ZM45 204H43V206H44ZM48 205H49V203H48ZM52 206V205H51ZM57 206H59V205H57ZM56 206V208H59V207H57ZM173 208V211H171V207ZM187 207H189L188 205H186ZM196 206V205H195ZM193 206L194 207V209L192 208L191 209V214H193L195 211H197V207L198 206ZM234 206V205H233ZM259 206H261V203H257L256 205H255V207H250L249 208V210L247 211V213L249 212V211H260V207ZM6 207H7V205H6ZM49 207H50V205H49ZM53 207V206H52ZM51 207V208H52ZM183 207H184V205H183ZM187 207H185V211H186V214H187V210H189V209H187ZM228 207V206H227ZM187 209V210H186ZM232 209V208H231ZM48 211H49V209H47ZM57 210V209H56ZM226 210H228V209H226ZM53 211V210H52ZM33 212V214L32 215H34V210L32 211ZM41 212V211H40ZM40 212H38V213H40ZM60 212V211H59ZM35 213H37V212H35ZM50 213V212H49ZM147 215L148 214H150L151 213V207H148L147 208V210H146V212H145ZM185 213V212H184ZM226 213V219H227V213H228V211H226L225 212ZM48 214V213H47ZM51 214H53V213H51ZM50 214V215H51ZM58 214V213H57ZM61 214V213H60ZM40 215H41V213H40ZM46 215V214H45ZM188 216H189V213H188ZM220 217V216H219ZM218 218V217H217ZM217 221L219 220V219H216ZM224 220V219H223ZM228 220V219H227ZM47 222L44 224L45 226H44V231H45V236L47 237V238H49V237H51L52 236V234H53V232L55 231V220L54 219H52V218H48V220H46ZM226 221V220H225ZM224 222V221H223ZM213 223V224H212ZM217 223V222H216ZM215 223V224H216ZM222 223V222H221ZM57 225V224H56ZM217 225V224H216ZM221 225H225V224H219V228L221 227ZM242 226H243V224H241ZM185 226V225H184ZM190 225H188V226H186V227H189ZM246 226V225H245ZM254 226V225H253ZM181 227H183V224H181L180 225V228ZM223 228V227H222ZM236 228H238V227H236ZM244 228V227H243ZM254 228V227H253ZM240 229V228H239ZM242 229V228H241ZM234 235V234H233ZM259 235H262V234H259ZM180 236H183V234L181 233L180 234ZM194 236V235H193ZM204 236H205V233H197L196 234V241L194 242V244H193V248L192 249H188L185 245H184V243H183V240L182 239H178L179 241H173L172 242V240L173 239H171V244H172V246L169 248V246L167 245L168 243H166V244H163L162 246H160L159 248H156V247H154V245L152 244V239H151V237H149V236H144L143 238H142V240L140 241V246H139V253L142 255V257H144L145 258V260L147 261V262H152V263H154L155 264V262H159L161 259H162V257H164L163 259H165L164 261H160V264H168L169 263V261H170V259H171V261L173 262V263H175V264H195L196 262H197V252L199 251V249L200 248H202V246L204 245V246H207V247H210V242H209V240H205L204 239ZM241 236V235H240ZM201 237V238H200ZM203 237V238H202ZM242 237V236H241ZM245 237V236H244ZM160 243H162L161 241H160ZM19 244V243H18ZM5 261L8 263V261L11 259V254H6V256H5ZM138 261V260H137ZM6 263V264H7ZM9 264V263H8ZM139 264H141L140 262H139Z\"/></svg>",
	"mask_w": 264,
	"mask_h": 264
},
{
	"label": "built area",
	"instance_id": "built-area-1",
	"mask_svg": "<svg viewBox=\"0 0 264 264\" xmlns=\"http://www.w3.org/2000/svg\"><path fill=\"white\" fill-rule=\"evenodd\" d=\"M236 9V15L239 16L240 22L248 27L251 23L259 20L264 15V0H230L226 2ZM240 36L244 35V30L240 25L236 28ZM257 33H263L261 26L254 28Z\"/></svg>",
	"mask_w": 264,
	"mask_h": 264
}]
</instances>
